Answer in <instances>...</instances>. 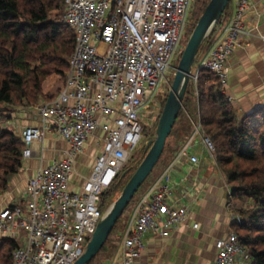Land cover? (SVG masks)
Returning a JSON list of instances; mask_svg holds the SVG:
<instances>
[{
    "label": "built area",
    "instance_id": "obj_1",
    "mask_svg": "<svg viewBox=\"0 0 264 264\" xmlns=\"http://www.w3.org/2000/svg\"><path fill=\"white\" fill-rule=\"evenodd\" d=\"M251 2L237 0L232 15L228 11L194 71V84L200 71H209L225 92L227 63L252 36L254 28L247 23ZM193 4L194 0H64L62 23L76 34L64 87L55 98L35 106L42 125L22 128L20 138L25 145L23 162L41 156L38 143L47 132L64 139L67 148L62 159L37 170L18 200L0 206V237L17 244L12 264H74L83 255L105 213L104 196L116 188L140 147L146 114L157 104L182 52ZM193 125L178 158L198 165L199 157L190 150L197 137L214 158L216 147L200 121ZM97 131L103 133L97 137L99 152L82 175L78 158L87 153V143ZM79 178L81 183L72 182ZM228 193L231 196V189ZM165 198V191L157 188L142 199L123 239L120 264H133L141 257L146 233L168 237L184 223L188 209L169 207ZM232 223L242 225L244 219L234 212ZM216 249L214 264L252 259L236 231L217 240Z\"/></svg>",
    "mask_w": 264,
    "mask_h": 264
},
{
    "label": "trees",
    "instance_id": "obj_2",
    "mask_svg": "<svg viewBox=\"0 0 264 264\" xmlns=\"http://www.w3.org/2000/svg\"><path fill=\"white\" fill-rule=\"evenodd\" d=\"M230 5L231 1L220 22ZM63 16L64 0H0V193L9 189L10 180L20 172L25 149L20 136L8 129L6 122L15 110L35 107L47 99L43 88L46 79L53 75L66 79L76 34L62 23ZM212 37L204 44L208 40L210 44ZM193 102L199 104L196 112L199 111L201 127L214 142L216 161L231 187L230 202L249 203L247 208L234 209L244 219L242 225H234L235 231L251 253L250 263L264 264V107L240 118L220 80L205 70L200 71L197 85L191 81L183 108L190 111ZM183 119L182 110L169 139ZM185 122L181 138L187 139L194 128ZM144 154L135 167L123 169L124 185ZM121 189L120 180L107 198ZM16 246L11 239L1 240L0 264H12Z\"/></svg>",
    "mask_w": 264,
    "mask_h": 264
},
{
    "label": "crops",
    "instance_id": "obj_3",
    "mask_svg": "<svg viewBox=\"0 0 264 264\" xmlns=\"http://www.w3.org/2000/svg\"><path fill=\"white\" fill-rule=\"evenodd\" d=\"M232 2L233 0L229 8L230 15L234 12L237 1ZM247 23L254 28L252 36L245 41L244 46L235 50L226 66L228 84L225 93L232 98V104L240 118L264 107V0H252ZM206 52L199 58L200 62L205 58ZM56 96L54 94L46 97L47 100H51ZM195 100L198 103V99ZM197 103L191 104L190 111L182 109L184 119L177 124L145 189L143 186L139 189L143 188L138 200L129 214L120 219L115 233L104 247L106 249L104 256L99 259L96 257L91 264H120L122 242L133 222L136 210L142 199L157 188L165 191V201L169 207L185 206L188 209V216L168 237L146 233L143 237L142 255L133 264H214L217 256L216 242L235 231L232 214L238 207H234L230 202L228 190L231 187L227 177L216 158L206 151L201 137H197L196 144L190 149L192 154L199 157L198 165L178 158L180 150L189 138H181L185 120L191 125L199 121ZM41 125L42 120L37 115L35 107L15 110L11 119L6 122L7 128L15 131L18 136L22 128ZM101 136L103 133L97 131L87 143V153L78 158L77 169L82 175L87 174L95 161L99 152L97 137ZM38 144H42L41 156L22 161L20 172L13 178L9 189L2 194L0 206L10 205L18 200L25 191L27 181L37 170L48 166L54 160L62 159L67 148L64 139L49 132L46 133L43 142ZM81 181L79 178L73 179L72 182L79 184ZM238 264L244 263L239 259Z\"/></svg>",
    "mask_w": 264,
    "mask_h": 264
},
{
    "label": "water",
    "instance_id": "obj_4",
    "mask_svg": "<svg viewBox=\"0 0 264 264\" xmlns=\"http://www.w3.org/2000/svg\"><path fill=\"white\" fill-rule=\"evenodd\" d=\"M231 0H210L199 18L177 67L174 82L165 102L154 139L146 145V153L118 198L104 213L83 255L74 264H90L104 247L116 224L139 189L160 161L167 141L183 109V103L194 75V65L204 42L212 37Z\"/></svg>",
    "mask_w": 264,
    "mask_h": 264
},
{
    "label": "rangeland",
    "instance_id": "obj_5",
    "mask_svg": "<svg viewBox=\"0 0 264 264\" xmlns=\"http://www.w3.org/2000/svg\"><path fill=\"white\" fill-rule=\"evenodd\" d=\"M209 1L210 0H194V4H193L192 10L190 12V20H189V23H188L186 35H185V37L182 40V45H183L182 52L180 51L179 56L175 59V61L173 63L174 68L170 71V74H169V76L167 78V81L164 84V86L162 87V90L160 91V94L158 96V102H157V104H155L152 108H150L148 110L147 114H146V119L144 121V128L145 129H144L142 143H141L140 147L138 148V150L135 152L133 158L129 161V163L125 167H128V168L133 167V166L135 167L136 164H137V162L143 157L144 152L146 153V145H147V143L150 140H153L154 139V133H155V130L157 128V125H158L160 116L162 114V111H163L165 102H166V100L168 98V95H169V93L171 91V88H172V85H173V82H174V78H175V74H176V71H177V67H178V65L180 63V60L182 58V55H183V52L185 50V47H186V45L188 43V40H189V38H190V36H191V34H192V32H193V30H194V28H195L198 20H199V18L201 17V15H202V13H203V11H204V9H205V7H206V5L208 4ZM234 1L235 0H233L232 3H234ZM225 16L222 18V21L218 25L217 31L221 27V24L223 23V21L225 19ZM209 40L207 41L206 44H204L202 46V50H200V52H199V55L197 57V60L195 62V65H194L195 69L197 68V65L199 63V58L201 56H203V54L207 51L206 46L209 44ZM207 47L209 48V46H207ZM192 82H193V80H192ZM64 83H65V80H63L62 77L61 76H58V75H55V76H52V77L48 78L44 82L45 95L47 97H50V96H52L54 94L55 95H59L60 92H61V90L64 87ZM144 156H145V154H144ZM130 174H131V172H129L128 175H130ZM15 176H17V175H15ZM15 176L13 178H15ZM151 177H152V173L149 175V177L147 178V180L144 182V184H143V188L144 189H145V187L147 185V182L149 181V179ZM13 178L10 180V184L12 183V180H14ZM120 180H121L122 189H123V187L125 186L124 183L126 182V178L123 179L122 176H121L120 177ZM10 184H9V186H10ZM143 188L137 192V194L135 195V197L133 198V200L131 201V203L128 205V207L126 209V212H124L123 216L124 215L126 216L127 214H129V212L131 211V208L135 204V201L138 200V198H139V196H140L141 191L143 190ZM122 189H121V191H122ZM121 191L118 194L117 193L114 194V196L111 199L107 198L106 195L108 193L105 194V196H104V204H103V210H104V212H106L109 209V207L113 204V202L118 198V196L120 195ZM3 193H0V202L2 201V198H3L2 194ZM232 205L234 207H238V208H247L248 205H249V203L247 201H244V200H239V201H232ZM21 234H24V231H21ZM0 242H1V240H0ZM105 251H106L105 248L103 250H101L99 252V254L96 256L97 259L102 258L104 256V254H105L104 253ZM244 264H251V263L250 262H246Z\"/></svg>",
    "mask_w": 264,
    "mask_h": 264
},
{
    "label": "bare ground",
    "instance_id": "obj_6",
    "mask_svg": "<svg viewBox=\"0 0 264 264\" xmlns=\"http://www.w3.org/2000/svg\"><path fill=\"white\" fill-rule=\"evenodd\" d=\"M216 30V29H215ZM207 49H208V47H207ZM173 145V144H172Z\"/></svg>",
    "mask_w": 264,
    "mask_h": 264
}]
</instances>
